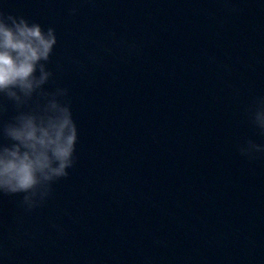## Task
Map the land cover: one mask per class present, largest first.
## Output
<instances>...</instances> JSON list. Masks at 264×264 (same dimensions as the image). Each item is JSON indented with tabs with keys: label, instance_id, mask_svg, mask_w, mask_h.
<instances>
[{
	"label": "water",
	"instance_id": "1",
	"mask_svg": "<svg viewBox=\"0 0 264 264\" xmlns=\"http://www.w3.org/2000/svg\"><path fill=\"white\" fill-rule=\"evenodd\" d=\"M0 11L56 29L46 87L69 90L78 128L76 166L43 208L0 197V264H264V159L236 151L264 140L244 116L264 94V0Z\"/></svg>",
	"mask_w": 264,
	"mask_h": 264
},
{
	"label": "clouds",
	"instance_id": "2",
	"mask_svg": "<svg viewBox=\"0 0 264 264\" xmlns=\"http://www.w3.org/2000/svg\"><path fill=\"white\" fill-rule=\"evenodd\" d=\"M77 12L68 9L69 16ZM57 42L54 27L0 11V197L18 196L25 213L53 199L54 185L77 163L69 90L46 87L53 81L49 65ZM244 116L264 138V94L252 96ZM236 151L249 163L264 159V140L245 137Z\"/></svg>",
	"mask_w": 264,
	"mask_h": 264
}]
</instances>
